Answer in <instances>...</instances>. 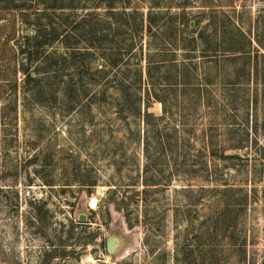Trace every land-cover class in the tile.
I'll use <instances>...</instances> for the list:
<instances>
[{"label":"rangeland","instance_id":"374dc122","mask_svg":"<svg viewBox=\"0 0 264 264\" xmlns=\"http://www.w3.org/2000/svg\"><path fill=\"white\" fill-rule=\"evenodd\" d=\"M21 1L0 0V264H264V0ZM39 14L61 34L28 85Z\"/></svg>","mask_w":264,"mask_h":264},{"label":"trees","instance_id":"16d2710c","mask_svg":"<svg viewBox=\"0 0 264 264\" xmlns=\"http://www.w3.org/2000/svg\"><path fill=\"white\" fill-rule=\"evenodd\" d=\"M26 1L27 0H24V1L22 0L19 5L14 4V7L16 6L17 8H20L22 12H24L23 14L25 15L24 17H28L30 15V13L24 9L25 6H23L25 5L24 2L26 3ZM44 14H48V13H44ZM41 16H44V15L39 14L38 16L37 15L34 16V19H33V23L35 27L34 33L33 34L27 33L23 35L22 39L17 40L18 45H19L18 47L20 50L21 61H22V70L27 74V79L25 82L28 85L31 84L32 80H36V79H33L31 75L32 73L30 71V67H32L33 64H35L36 62L43 61L42 59H44L45 61L48 60L50 56L53 55L52 53L47 52L48 47L52 45L55 37L61 34L59 30L60 29L59 26H56L50 20H46L45 22H43L41 20ZM92 40L93 38L90 39L88 42L90 43V45L95 44V42H93ZM73 43L74 42H72V39L71 40L69 39V35H68V38L66 40V47L67 48L74 47L75 44L73 46L72 45ZM69 50L70 49H68V51ZM75 51L76 50H73V52Z\"/></svg>","mask_w":264,"mask_h":264},{"label":"water","instance_id":"95a60500","mask_svg":"<svg viewBox=\"0 0 264 264\" xmlns=\"http://www.w3.org/2000/svg\"><path fill=\"white\" fill-rule=\"evenodd\" d=\"M80 219L86 220V215L81 214ZM121 244V238L118 236H110L107 239V250L110 254H114Z\"/></svg>","mask_w":264,"mask_h":264},{"label":"bare ground","instance_id":"6f19581e","mask_svg":"<svg viewBox=\"0 0 264 264\" xmlns=\"http://www.w3.org/2000/svg\"><path fill=\"white\" fill-rule=\"evenodd\" d=\"M92 203H93V204H91V205H95V201H93Z\"/></svg>","mask_w":264,"mask_h":264}]
</instances>
